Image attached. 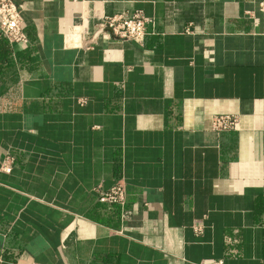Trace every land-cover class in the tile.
Here are the masks:
<instances>
[{
	"label": "crops",
	"instance_id": "crops-1",
	"mask_svg": "<svg viewBox=\"0 0 264 264\" xmlns=\"http://www.w3.org/2000/svg\"><path fill=\"white\" fill-rule=\"evenodd\" d=\"M14 1L1 264H264L262 0ZM136 11L155 21L142 41L102 26ZM121 176L126 204L101 202Z\"/></svg>",
	"mask_w": 264,
	"mask_h": 264
},
{
	"label": "built area",
	"instance_id": "built-area-1",
	"mask_svg": "<svg viewBox=\"0 0 264 264\" xmlns=\"http://www.w3.org/2000/svg\"><path fill=\"white\" fill-rule=\"evenodd\" d=\"M260 11L264 13V0L260 2ZM155 26L152 18L145 16L142 11L132 14L121 13L106 17L102 21V26L111 28L113 35L123 40L142 41L149 32L147 25ZM0 34L11 44L28 42V36L24 29L22 6L14 0H0ZM237 118L231 115H218L213 119V128L217 131L230 130L236 127ZM1 169L4 172H11L12 157L8 156ZM99 200L103 203H111L124 206L127 200V182L125 177L118 178L116 183L109 190L99 191ZM197 234L204 232V225L196 223L193 226ZM4 261L0 253V264ZM30 264H42L32 262Z\"/></svg>",
	"mask_w": 264,
	"mask_h": 264
},
{
	"label": "water",
	"instance_id": "water-1",
	"mask_svg": "<svg viewBox=\"0 0 264 264\" xmlns=\"http://www.w3.org/2000/svg\"><path fill=\"white\" fill-rule=\"evenodd\" d=\"M106 30H108L109 32H111V33H112V30H111V28H109L108 26L106 27Z\"/></svg>",
	"mask_w": 264,
	"mask_h": 264
}]
</instances>
